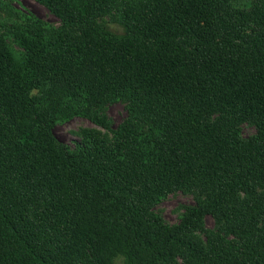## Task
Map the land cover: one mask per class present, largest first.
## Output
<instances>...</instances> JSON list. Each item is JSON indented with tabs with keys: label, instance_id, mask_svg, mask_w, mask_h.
Wrapping results in <instances>:
<instances>
[{
	"label": "trees",
	"instance_id": "1",
	"mask_svg": "<svg viewBox=\"0 0 264 264\" xmlns=\"http://www.w3.org/2000/svg\"><path fill=\"white\" fill-rule=\"evenodd\" d=\"M36 1L0 0V264H264V0Z\"/></svg>",
	"mask_w": 264,
	"mask_h": 264
},
{
	"label": "rangeland",
	"instance_id": "2",
	"mask_svg": "<svg viewBox=\"0 0 264 264\" xmlns=\"http://www.w3.org/2000/svg\"><path fill=\"white\" fill-rule=\"evenodd\" d=\"M11 6H17L24 9H28L41 19L58 25L60 23L57 16H55L47 7L37 2L36 0H11ZM11 21L6 19V12L0 8V21ZM109 27L112 30H118L117 25L109 23ZM7 39V38H6ZM15 50H21L20 47L13 45ZM106 115L110 118L112 127H116L126 116V109L121 102H113L106 106ZM97 128L103 132L106 130L93 121L82 116H73L70 119L57 123L53 132L55 136L62 142L73 145L76 140L80 139V132L83 129ZM254 132L251 126L244 125L243 134L245 136ZM194 203L192 195L185 192L176 191L170 193L164 198L157 206L156 211L163 217L168 223H176L179 221V214L183 210L184 205H190ZM205 224L207 227H213L215 224L214 218L210 215L205 217ZM113 264H126L125 257L120 254L114 258Z\"/></svg>",
	"mask_w": 264,
	"mask_h": 264
}]
</instances>
